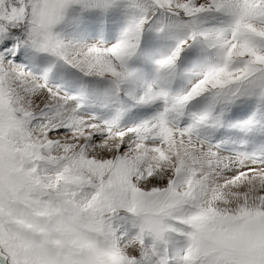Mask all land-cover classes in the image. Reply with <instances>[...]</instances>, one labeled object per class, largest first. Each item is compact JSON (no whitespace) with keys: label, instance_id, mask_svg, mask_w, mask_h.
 Segmentation results:
<instances>
[{"label":"snow or ice","instance_id":"1","mask_svg":"<svg viewBox=\"0 0 264 264\" xmlns=\"http://www.w3.org/2000/svg\"><path fill=\"white\" fill-rule=\"evenodd\" d=\"M0 264H264V0H0Z\"/></svg>","mask_w":264,"mask_h":264}]
</instances>
